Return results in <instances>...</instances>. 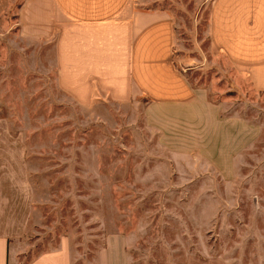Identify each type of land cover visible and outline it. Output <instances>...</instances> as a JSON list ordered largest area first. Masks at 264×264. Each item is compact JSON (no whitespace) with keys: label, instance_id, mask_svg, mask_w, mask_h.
Here are the masks:
<instances>
[{"label":"rangeland","instance_id":"obj_1","mask_svg":"<svg viewBox=\"0 0 264 264\" xmlns=\"http://www.w3.org/2000/svg\"><path fill=\"white\" fill-rule=\"evenodd\" d=\"M23 2L0 6V142L7 157L20 147L33 206L17 264L61 241L73 264H96L109 237L130 264H261L264 100L211 45L210 0H130L122 17L167 12L177 67L217 108L212 120L170 128L146 127L143 100L112 102L97 88L90 104L67 96L51 41L31 43L29 21L15 25Z\"/></svg>","mask_w":264,"mask_h":264},{"label":"crops","instance_id":"obj_2","mask_svg":"<svg viewBox=\"0 0 264 264\" xmlns=\"http://www.w3.org/2000/svg\"><path fill=\"white\" fill-rule=\"evenodd\" d=\"M5 1L0 0V6ZM129 4L130 0H25L16 9L15 25L29 21L31 43L51 41L56 83L79 105L90 104L97 88L112 102L143 100L147 128L196 126L207 115L212 120L217 108L200 98L175 63L169 14L132 10L122 20ZM208 35L211 45L264 100V0H210ZM4 149L0 142V264H17L19 236L33 210L32 191L20 147L17 144L13 157ZM123 245L120 238H107L96 264H130ZM203 263L231 264L223 256ZM27 264H73L72 253L61 241L56 250ZM189 264L197 261L190 258Z\"/></svg>","mask_w":264,"mask_h":264}]
</instances>
